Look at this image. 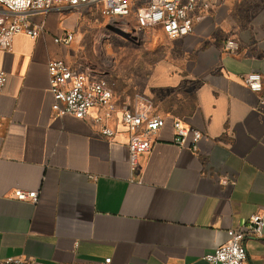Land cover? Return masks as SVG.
<instances>
[{"label": "crops", "instance_id": "1", "mask_svg": "<svg viewBox=\"0 0 264 264\" xmlns=\"http://www.w3.org/2000/svg\"><path fill=\"white\" fill-rule=\"evenodd\" d=\"M208 1L190 35L169 39L176 50L156 63L152 77L153 89L182 86L191 102L185 111L157 109L166 124L134 167L115 96V111L102 124L118 131L111 138L93 120L102 111L77 119L51 109L48 63L65 59L76 67L53 41L56 13L77 20L85 8L34 16L44 25L41 35H16L11 51L0 53L7 74L0 93V260L209 264L205 257L234 229L249 233L245 264H264V227L260 235L248 229L252 215L264 218V91L242 81L250 72L264 78V0ZM142 91L136 94L154 102L150 88ZM175 120L202 133L196 152L191 136L175 143ZM221 177L233 182L222 185ZM18 189L38 192L37 201H18Z\"/></svg>", "mask_w": 264, "mask_h": 264}, {"label": "built area", "instance_id": "2", "mask_svg": "<svg viewBox=\"0 0 264 264\" xmlns=\"http://www.w3.org/2000/svg\"><path fill=\"white\" fill-rule=\"evenodd\" d=\"M55 7L80 10L87 7L98 8L102 15L113 20L125 32L144 34L152 29H160L171 40L185 38L195 28L196 13L208 10V0H0V53L11 51L16 35L25 34L32 39L38 38L44 28L43 24L33 23V17L45 15ZM54 43L65 48L71 46L74 35L64 31L53 39ZM225 48L232 51L233 41H227ZM49 91L53 97L52 112L57 118L67 115L77 119H85L93 110L102 111L93 118L106 137H114L118 131L102 125L115 111L113 99L116 84L107 80L105 74L91 67L72 66L65 59L51 60L48 63ZM7 81V74L0 70V93ZM244 85L253 92L264 91V78L258 72H250L242 77ZM121 125L128 135L130 164L136 165L139 156L148 153L158 133L163 129L166 120L154 107L153 101L143 94H136L133 101H125L121 108ZM175 143L183 146L188 137H192L190 147L197 151V143L202 133L191 129L180 120H175ZM233 181L229 177H221L220 184L227 185ZM18 201L36 202L38 192L14 191ZM264 227V218L254 214L249 219L248 229L260 235ZM248 232L228 230V240L219 246L205 260L209 264H245L247 250L244 240ZM111 259L105 260L110 264ZM0 264H37L31 257H12L0 260Z\"/></svg>", "mask_w": 264, "mask_h": 264}, {"label": "rangeland", "instance_id": "3", "mask_svg": "<svg viewBox=\"0 0 264 264\" xmlns=\"http://www.w3.org/2000/svg\"><path fill=\"white\" fill-rule=\"evenodd\" d=\"M64 11L56 13L54 22L56 35L70 31L74 35L69 50L77 68L91 67L113 80L115 100L120 106L133 101L144 87L150 88L155 110L160 108L183 107L191 102V94L185 93L182 86L166 87L157 91L152 83L154 67L162 58H168L176 50L174 44L158 29L144 34L125 32L116 22L104 17L95 7H87L75 20L72 13L64 17ZM60 18V19H59ZM188 87L193 85L188 84Z\"/></svg>", "mask_w": 264, "mask_h": 264}]
</instances>
